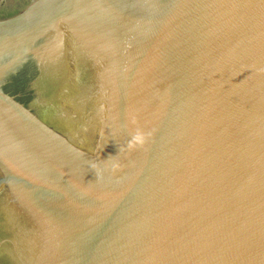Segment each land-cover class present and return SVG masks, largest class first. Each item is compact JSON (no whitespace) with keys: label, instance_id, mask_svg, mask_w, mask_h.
Wrapping results in <instances>:
<instances>
[{"label":"water","instance_id":"95a60500","mask_svg":"<svg viewBox=\"0 0 264 264\" xmlns=\"http://www.w3.org/2000/svg\"><path fill=\"white\" fill-rule=\"evenodd\" d=\"M0 264H264V0H0Z\"/></svg>","mask_w":264,"mask_h":264}]
</instances>
